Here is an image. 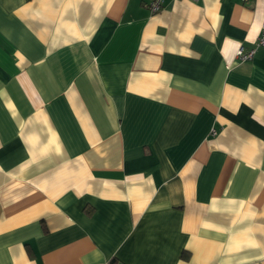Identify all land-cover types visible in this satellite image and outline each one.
<instances>
[{
	"label": "crops",
	"instance_id": "1",
	"mask_svg": "<svg viewBox=\"0 0 264 264\" xmlns=\"http://www.w3.org/2000/svg\"><path fill=\"white\" fill-rule=\"evenodd\" d=\"M148 1L0 0V264H264V0Z\"/></svg>",
	"mask_w": 264,
	"mask_h": 264
},
{
	"label": "built area",
	"instance_id": "2",
	"mask_svg": "<svg viewBox=\"0 0 264 264\" xmlns=\"http://www.w3.org/2000/svg\"><path fill=\"white\" fill-rule=\"evenodd\" d=\"M248 1V0H243ZM148 8L151 13H156L161 9L162 0H149L148 1ZM256 45H264V22L261 24L260 33L258 35ZM254 49L243 50L242 47L238 48L236 55L240 60H248L253 56Z\"/></svg>",
	"mask_w": 264,
	"mask_h": 264
},
{
	"label": "trees",
	"instance_id": "3",
	"mask_svg": "<svg viewBox=\"0 0 264 264\" xmlns=\"http://www.w3.org/2000/svg\"><path fill=\"white\" fill-rule=\"evenodd\" d=\"M113 264V263H112Z\"/></svg>",
	"mask_w": 264,
	"mask_h": 264
}]
</instances>
